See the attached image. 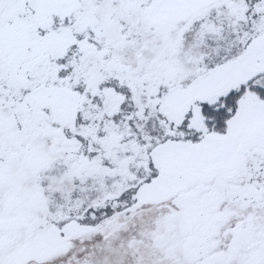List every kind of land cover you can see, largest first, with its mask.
<instances>
[{
    "label": "snow or ice",
    "instance_id": "snow-or-ice-1",
    "mask_svg": "<svg viewBox=\"0 0 264 264\" xmlns=\"http://www.w3.org/2000/svg\"><path fill=\"white\" fill-rule=\"evenodd\" d=\"M0 264H264V0H0Z\"/></svg>",
    "mask_w": 264,
    "mask_h": 264
}]
</instances>
